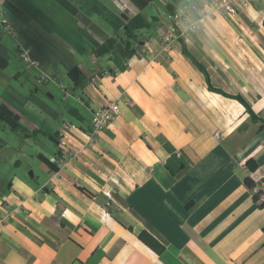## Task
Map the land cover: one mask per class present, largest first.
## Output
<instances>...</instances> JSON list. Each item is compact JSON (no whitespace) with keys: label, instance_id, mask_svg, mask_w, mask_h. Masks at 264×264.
I'll use <instances>...</instances> for the list:
<instances>
[{"label":"crops","instance_id":"1","mask_svg":"<svg viewBox=\"0 0 264 264\" xmlns=\"http://www.w3.org/2000/svg\"><path fill=\"white\" fill-rule=\"evenodd\" d=\"M194 1L149 4L142 14L151 26L124 60L117 52L92 55L132 16L119 0H0V57L18 78L13 65L34 68L43 81L71 85L74 67L86 76L69 92L81 120L59 126L51 159L37 157L90 194L49 168L41 183L14 175L0 217L5 205L21 208L0 223V262L264 264V209L244 186L246 178L264 180V127L235 99L210 92L191 60L212 87L241 97L264 119V0L236 17L208 19L190 45L173 40L165 48L161 36L173 33L167 6L176 13ZM150 6L155 14L146 13ZM161 17L167 25H153ZM4 76L13 79L0 69ZM110 102L119 115L90 143L92 112ZM142 232L163 247L159 255L140 242Z\"/></svg>","mask_w":264,"mask_h":264},{"label":"rangeland","instance_id":"2","mask_svg":"<svg viewBox=\"0 0 264 264\" xmlns=\"http://www.w3.org/2000/svg\"><path fill=\"white\" fill-rule=\"evenodd\" d=\"M151 11L156 13L153 6L146 9L147 14ZM164 20L161 17V23L153 25L166 26ZM13 67L20 76L16 80L7 76L0 80V103L19 114L24 131H11L0 122V199L7 194V184L14 175L32 183L43 181L49 170L37 155L52 158L56 147L50 137H54L59 126L67 121L78 124L68 112L71 107L81 109L69 93L73 89L72 84L64 80L43 81L34 68L24 73L18 66ZM84 69L88 72L87 67ZM34 130L39 132L33 133Z\"/></svg>","mask_w":264,"mask_h":264},{"label":"trees","instance_id":"3","mask_svg":"<svg viewBox=\"0 0 264 264\" xmlns=\"http://www.w3.org/2000/svg\"><path fill=\"white\" fill-rule=\"evenodd\" d=\"M119 1L132 13V16L126 22L123 30L119 32H115L111 37L106 39L99 47L92 50V55L94 57L99 58V57L109 55L113 52H117L120 55V57L123 58L124 60L131 59L137 53V47L139 45V42L137 41L138 33L143 30H148L151 26V23L144 18L142 12L145 10V8L149 4L153 3L155 0H119ZM172 6L174 7V5L167 6V11L171 15L174 14ZM183 52L185 55H188L185 49H183ZM191 60L193 64L198 68V70L204 75L206 82L208 83V89L210 92L235 99L245 108L246 112L249 114L251 122L260 123L261 126L264 127V119L258 118L254 114V112L251 110V107L248 103H246L239 96H230L224 93L222 90L215 89L214 87H212L210 85L207 72L197 63L196 60H194L193 58H191ZM0 69L5 71L7 74H9L14 80L18 78V75L15 74L10 69L8 63L5 60H3V58L1 57H0ZM67 76L73 86L80 85L83 82V80L86 79V76L77 67L70 69L67 73ZM68 113L74 119L81 120L80 115L77 112V110L70 108ZM0 122L5 124L11 131H17V130L24 131L22 124H21L20 117L16 113H14L5 104H0ZM37 132L39 131L38 130L33 131V133H37ZM56 137H57V134H55L54 137H50V140L55 145H57ZM37 158L47 168H49L55 173H58V175L61 178L65 179L67 182L74 185L75 188L79 190L81 193H83L85 196L90 197V194L88 193V191H86L78 183L74 182L71 178L63 174L61 171H59L53 163L49 162L47 159L41 156H38ZM246 164H247V168L249 172L254 173L256 170V164L253 161H248ZM244 186L248 190H252L255 187V183L250 178H246L244 180ZM253 202L257 205L259 209L264 208L263 204L258 203L257 196L255 195L253 196ZM138 238L141 243H143L147 248L153 251L156 255H159L162 252L163 247L148 233L142 232L138 236ZM0 264H3V263L0 262Z\"/></svg>","mask_w":264,"mask_h":264},{"label":"built area","instance_id":"4","mask_svg":"<svg viewBox=\"0 0 264 264\" xmlns=\"http://www.w3.org/2000/svg\"><path fill=\"white\" fill-rule=\"evenodd\" d=\"M255 1L256 0H205L203 5H201L195 0L193 3L185 5L179 12L170 16L173 33L162 35L161 42L165 48L168 47L173 40H180L185 46L190 45L193 35L204 28L208 19L216 16L230 18L236 17L241 11L249 7ZM193 13L197 14L195 20L190 18V15ZM2 23L4 25L7 24L5 21H2ZM8 29L13 32V29ZM27 55V51H22L21 58L26 60ZM92 82L96 84L98 79L94 78L92 79ZM118 115L119 106L116 102H110L104 107L95 109L92 112L90 128L84 134L87 140L90 143L94 142ZM58 143L60 147L66 146L65 134H59ZM77 155H79V152L74 153V156ZM54 162L62 165L64 160L62 157H59L56 158ZM251 191L253 192V196H257L258 203L264 205V180L255 183V187ZM20 208L21 207L10 208L8 205H5L4 211H6V214L0 217V223L3 222L6 215L17 213Z\"/></svg>","mask_w":264,"mask_h":264},{"label":"water","instance_id":"5","mask_svg":"<svg viewBox=\"0 0 264 264\" xmlns=\"http://www.w3.org/2000/svg\"><path fill=\"white\" fill-rule=\"evenodd\" d=\"M31 178H33V175L31 174Z\"/></svg>","mask_w":264,"mask_h":264}]
</instances>
